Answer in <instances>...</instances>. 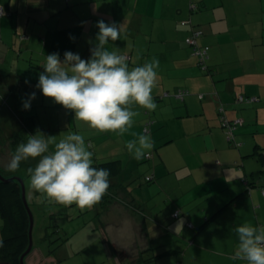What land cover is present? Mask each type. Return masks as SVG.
<instances>
[{
  "label": "crops",
  "instance_id": "0c3cea01",
  "mask_svg": "<svg viewBox=\"0 0 264 264\" xmlns=\"http://www.w3.org/2000/svg\"><path fill=\"white\" fill-rule=\"evenodd\" d=\"M0 7V62L5 63L0 79L10 77L3 83L7 99L20 81L27 83L18 93L20 107L36 92L30 110L40 107L49 127L59 114L50 117L47 108L67 109L36 88L38 75L34 81L25 78L37 73L32 65L20 70L18 60L37 61L43 71L51 53L63 60L64 52L72 51L87 59L89 41L99 31L96 23L104 20L123 24L121 40L107 47L125 55L130 68L159 61L154 111L132 104L139 114L123 136L87 125L94 161L118 159L120 172L126 158L134 161L126 148L136 139L132 133L150 136L153 147L147 153L166 145L158 157H144L151 159L146 176L153 179L136 196L129 178L121 179L119 172L113 182L125 188L117 186L118 198L104 207L97 203L94 217L106 235L117 239L116 228L127 226L118 235L121 240L112 243L118 252L114 263L248 264L233 257L239 243L236 227L264 224V161L259 156L264 152V0H0ZM194 31L200 33L197 44L209 47L206 68L186 41ZM180 89L189 92L184 100L177 97ZM239 96L255 100L240 102ZM27 118L22 122L35 129L37 117ZM235 119L242 122L230 141L224 122Z\"/></svg>",
  "mask_w": 264,
  "mask_h": 264
},
{
  "label": "clouds",
  "instance_id": "9594fccd",
  "mask_svg": "<svg viewBox=\"0 0 264 264\" xmlns=\"http://www.w3.org/2000/svg\"><path fill=\"white\" fill-rule=\"evenodd\" d=\"M96 27L99 31L94 41H89V58L83 59L72 51L64 52L63 60L59 53L46 55L36 88L45 97L53 98L54 103L72 111L75 121L123 136L139 114L131 109L132 104L149 111L157 108L152 91L157 84L159 61L130 68L125 55L107 47L110 42L121 40L123 24L99 20ZM36 98V92L28 94L22 102L23 109L30 110ZM132 135L136 139L126 142L128 153L134 159H143L153 147V141L147 134ZM28 137L17 146L7 168L15 172L30 157L39 158L35 168L27 171L31 187L46 194L49 202L85 208L106 195L111 171L94 165V154L81 134L68 132L58 139L37 129ZM235 232L239 243L233 259L264 264V224L256 227L243 224Z\"/></svg>",
  "mask_w": 264,
  "mask_h": 264
},
{
  "label": "rangeland",
  "instance_id": "374dc122",
  "mask_svg": "<svg viewBox=\"0 0 264 264\" xmlns=\"http://www.w3.org/2000/svg\"><path fill=\"white\" fill-rule=\"evenodd\" d=\"M21 36L23 37V34L18 35L17 38L19 39L21 38ZM2 46L3 44H1V47ZM191 48H193V46H191ZM30 62H33V64H30ZM16 63V67L18 66L20 70L22 69L23 64H26L27 66L32 65L31 70L34 71L35 74H37H33L32 77L25 76V78L31 79L32 81L37 80V75L40 73V71L42 72V70H39V66L35 65L36 63H38L37 61L35 62L34 60H31L27 62L21 59L15 62V64ZM0 66L1 68L5 69L4 62H0ZM8 78L10 77L0 79V129L3 136V143L0 144V168L3 171H6L7 173L10 172L7 168V165L14 154V150L10 149V141H8L7 136H5L7 129L10 132L13 128H22L27 135L35 134L37 129H39L46 135L58 136V139L62 138L68 132H76L81 134L85 138L88 150H90L91 152L93 151L91 147L88 146V137L90 136V132L88 130L87 124L77 121V125H75L74 119L72 117V112H70L69 110H63L61 108L55 109L52 107L47 108V113L50 115V117L53 116L55 112L59 114L58 120H51L49 127V124H47L43 119V111H41L40 107H38L39 111H37L36 109H33L32 111L24 110L20 107L18 93H20V90L23 91L24 89H27V83L23 81H16L19 82L18 85H16V93L15 95H12L9 99H7V94L3 89V83H6V81L8 80L10 81V79ZM16 103H18V107H16ZM32 114L37 117V126L35 127V129L28 127V125H25V120L30 119L27 117ZM10 118H12L13 121L10 120ZM23 119H25L24 122H22ZM3 121L5 123L7 121L10 123V126L8 128L6 127L7 129L5 127L3 128ZM168 145L169 144H167V146ZM165 146L158 147L157 150L153 151V153L151 154L158 157V153H160L159 151L163 152V148ZM34 160L35 158H32V162H34ZM37 160L38 159H36L35 161V165L38 162ZM150 163L151 159L147 160L144 158L140 159L139 161L137 159H134L133 163L130 162V158H126L124 160V164H122V171L120 172V178H126V180L127 178H129L127 182H131L130 188L132 190L133 196H136V193L140 191L141 187L143 188L146 186V184H148L144 180V177L149 173ZM133 167H139V169H135ZM143 170L146 171L143 172ZM139 171H142V173ZM26 172L27 171L24 170L19 171L20 176L26 179L28 197L32 199L34 196L33 200L37 201V203H45L46 205L43 204L41 207H44V209L45 207L51 208L52 213L63 214L62 216H59L57 220L54 217H48L46 215L43 216L41 214L38 215L35 223L36 229L34 235L36 246L35 249L28 255L25 261L26 264H115L114 257L116 258L118 256V252L116 251V249L114 250L112 248V243L116 242V240H121V238L119 237V233H126L127 226L124 225L120 228H116L115 231L117 234V239H114L111 234L110 236L108 234L106 235V233L104 232L105 229L101 227L99 221L94 217L96 215V212L99 211V206L97 205V203L95 204L96 210H94L92 207L81 208L75 204L66 206L64 204H59L56 202H49L47 197H45L46 194L38 192L31 187L30 176ZM168 177L171 180V177ZM153 184L154 183L150 185ZM1 219L2 218L0 216V240L3 236ZM52 223H55L56 227H58V231L56 227H51L53 226ZM84 226H86V229H89L86 234H82L80 232V229ZM48 229H51V232L53 233L50 235V237H48L49 240L44 241L42 237L47 233ZM77 232L78 234H76ZM158 240L160 243L162 241H166L163 238H158ZM176 242L181 243V245L185 244L182 240L179 239H176ZM170 257L173 256H168L167 258L169 259ZM176 263L177 262L171 261V264Z\"/></svg>",
  "mask_w": 264,
  "mask_h": 264
},
{
  "label": "trees",
  "instance_id": "16d2710c",
  "mask_svg": "<svg viewBox=\"0 0 264 264\" xmlns=\"http://www.w3.org/2000/svg\"><path fill=\"white\" fill-rule=\"evenodd\" d=\"M188 93L189 92L187 91V94ZM186 95L181 100H184ZM244 102H247V101H244ZM5 136H7L8 141H10L9 143L10 149H13L14 153L17 149V146L20 145L21 143L26 142L27 139L29 138L22 128H13L10 132L9 130H7ZM2 139H3V136L1 134V129H0V144L3 143ZM147 154H146V157L149 158L151 155L149 154V156H147ZM259 156H260V159L264 161V152L259 154ZM94 165L97 167H103V168L110 169L111 171L110 187L106 195L99 202V204L102 207H104V205H106L107 203L118 198L117 190H116L117 186L125 188V185L114 184L113 182L114 178L120 172L121 165L118 159L101 161V162L94 161ZM30 167L31 168L35 167V160L34 162H32L31 157L27 161L22 162L20 165V168L17 171L15 172L10 171L7 173L6 171H3L0 168V173L4 175L5 177L16 176V175L20 176L19 171H22V170L27 171V169ZM26 173H28V171ZM23 180L26 185V179L23 178ZM151 181L152 180L150 181L146 180L147 183H150ZM26 190L28 193L27 186H26ZM27 199H28L29 206L31 207L35 215V223L38 218V215L40 214L43 216L46 215L48 217H54L56 220L59 218V216L63 215L62 213H52L51 208L45 207L44 209V207H41V206L43 204L46 205L45 203L41 204V203H37V201H33L31 198L28 197V194H27ZM179 214H180V211H179ZM0 216L3 220V226H2L3 236H2V239L0 240L3 242V246L0 247V263L20 264L19 262L20 256L26 250V248L28 247V243H29L30 219H29V214L27 212L26 206L22 199V188L18 180L13 179L10 182H3L2 180H0ZM52 225L53 226L51 227H56L55 223H52ZM189 226L193 227L192 224H189ZM56 228L58 231V227ZM35 229H36V225L34 226L33 235H35ZM51 231H52L51 229H48L47 233L42 237L44 241L49 240L48 237H50V235L53 233ZM34 241H35V236H34ZM35 246L36 245H34L33 250L35 249Z\"/></svg>",
  "mask_w": 264,
  "mask_h": 264
},
{
  "label": "built area",
  "instance_id": "2783aa9c",
  "mask_svg": "<svg viewBox=\"0 0 264 264\" xmlns=\"http://www.w3.org/2000/svg\"><path fill=\"white\" fill-rule=\"evenodd\" d=\"M0 14H4V10L2 7H0ZM200 33L198 31H194L191 36H189L186 41L188 44L193 45V54L198 57L199 59V64L201 65L202 68H206V59L208 58L209 55V47L208 46H199L196 42V38ZM187 94L186 90H179L177 93V97L183 99V97ZM169 93H165V96H168ZM255 98H245L243 96H239L238 101L244 102V101H253ZM242 120L241 119H235L233 122L225 120L224 126L226 127V133L227 136L230 140L234 139V129L237 125L241 124ZM149 156V154H147ZM152 176L146 177V180L150 181L152 180ZM244 182L247 184L248 181L244 179ZM262 192L264 194V188L262 189ZM179 215V212H176L174 214L175 217Z\"/></svg>",
  "mask_w": 264,
  "mask_h": 264
},
{
  "label": "water",
  "instance_id": "95a60500",
  "mask_svg": "<svg viewBox=\"0 0 264 264\" xmlns=\"http://www.w3.org/2000/svg\"><path fill=\"white\" fill-rule=\"evenodd\" d=\"M18 180L21 184V188H22V199L23 202L26 206L27 212L29 214V219H30V225H29V243H28V247L26 248V250L21 254L19 262L20 264H26V257L27 255L33 250L34 245H35V241H34V235H33V231H34V226H35V215L31 209V207L29 206L28 203V199H27V190H26V185L25 182L23 180V178L21 176H10V177H5L4 175H2L0 173V180H2L3 182H10L11 180Z\"/></svg>",
  "mask_w": 264,
  "mask_h": 264
}]
</instances>
